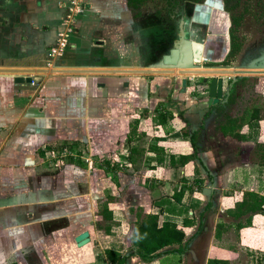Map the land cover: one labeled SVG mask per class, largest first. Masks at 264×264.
Segmentation results:
<instances>
[{
  "label": "crops",
  "instance_id": "obj_1",
  "mask_svg": "<svg viewBox=\"0 0 264 264\" xmlns=\"http://www.w3.org/2000/svg\"><path fill=\"white\" fill-rule=\"evenodd\" d=\"M66 2L0 0L1 67L149 65L142 58L150 51L136 45L137 38L144 39L142 17H131L128 0H89L68 47L48 65ZM8 76L19 75H0V264H164V254L177 250V245L160 250L150 262L132 247L137 215L149 214L158 215L159 225L175 223L185 232L180 264L209 260L236 264L238 251L215 244L229 234L233 222L208 226L205 218L210 223L218 215L223 221L220 214L234 213L248 190L227 193L229 187L234 190L230 177L245 176V167L255 164L248 163L243 153L231 154L223 144L230 138L211 128L222 118L214 106L208 107V88L202 79L188 77L181 93L183 77L168 75L175 84L164 96L165 75H156L152 84L153 75L30 74L26 77L31 83L21 85ZM202 89L203 101L196 94ZM249 127L239 129L240 136L246 135L239 140L242 147L254 140L244 131ZM69 146L85 148L91 160L86 163L81 157L78 163L67 157L69 162L60 165L58 156L50 158ZM183 156L193 158L183 165ZM183 187L177 201L174 195ZM248 192L258 194L254 188ZM104 208L111 221L103 219ZM243 218L237 224L244 225L247 216ZM203 220L205 225L200 226ZM263 221L264 215L255 214L250 225L238 229L236 224L237 246L264 247ZM188 222L191 225L184 226ZM108 226L109 235L104 232ZM209 231L220 232L216 238L221 239L206 243L198 262L201 238ZM83 232L89 241L78 247L75 238ZM106 251L124 257V262H111Z\"/></svg>",
  "mask_w": 264,
  "mask_h": 264
},
{
  "label": "rangeland",
  "instance_id": "obj_2",
  "mask_svg": "<svg viewBox=\"0 0 264 264\" xmlns=\"http://www.w3.org/2000/svg\"><path fill=\"white\" fill-rule=\"evenodd\" d=\"M239 5L237 6V9L232 11L234 16H237L241 13V6H244L245 4L252 6V8L249 9L247 14L242 18L240 22V26L234 31V35L236 37V41L240 44V50L239 52L234 55V57L226 56L227 66H225V69H234L237 68L236 59L239 56V53L244 50L246 46L252 43V41L257 37L260 36L262 31L264 30V24L256 21L255 23L252 22L253 18L256 19L257 15L255 8V2L257 0H247L243 5L240 4L244 2L245 0H239ZM259 2H264V0H259ZM234 3V1H231L229 5ZM222 0H203L202 3L199 4H193L189 3L187 5L183 4L182 9L184 15H186L187 20L189 21L192 19V23L190 21V24L193 28H197L198 34L195 38V41H205L206 44L209 42V47L205 51V56L208 58H213V60H217V62H220L222 58H225L226 53H230V37L225 33L224 37L218 36V37H208L207 39V22L210 16V12L213 11L214 8H217L219 10H222ZM165 0H153V1H144L143 4H141L138 8L131 9V17L132 18H139L142 17L141 22V29L144 35V39L141 40V42L138 41L139 38H135L137 40L136 45L141 47H145L149 52V56L153 55V52L155 50H158L159 48L162 50L164 47V43L162 42V39L164 38L166 41L165 43H168L171 41L172 32L174 29H167L166 32H161V27H167V22L165 23L162 20V15H164L166 11L165 6ZM232 15V13H230ZM160 22V23H159ZM201 22L205 23V26H201ZM203 23V24H204ZM140 24V23H139ZM202 24V25H203ZM227 26H229V23L227 22ZM167 33V35H165ZM218 32H214L216 34ZM141 36V35H140ZM143 40L145 42V45L143 46ZM209 40V41H208ZM198 42V41H197ZM224 46L226 47L224 50ZM142 49V48H141ZM226 51V52H225ZM153 57L142 58V63H147L152 61ZM24 62L25 60H20ZM27 61V60H26ZM201 64V63H200ZM224 67V66H223ZM149 76V75H147ZM156 75H153L152 78V84L154 82ZM170 76L165 75L164 79H167V81L164 83V91H162V94L164 96H169V93L171 92L172 86L175 84L168 79ZM196 77V81L202 79V78H208L211 79L213 77H218L215 75H197V76H191ZM223 79V103H218L214 105L215 110H217V115L221 116L222 120L220 122V119L218 121V127L216 126V123L212 124L211 128L217 132V129L219 128V125L224 123L227 116H232L235 118H240L242 116L246 115V121L248 120L249 114L252 112L254 108H257L259 110V117L261 118L260 121H251L249 128H244V131L248 133V135L253 136L254 140H250L248 142H244L243 147L239 144L241 141L236 140V138L229 139L227 143L224 144V148L228 147L230 148L231 154H240L243 153L245 155V160L249 161L248 163L255 164L253 166L245 167V169L248 170V173H245L247 176H243L242 174H233V176L230 177L229 184H233L234 190H232L231 187L228 188L229 191L227 193H231L234 195L235 189L241 190L243 187L246 190H250L251 188H254L255 190H258L259 193H263L259 195L264 202V75H247V76H222ZM171 80V79H170ZM232 80H235L234 83H232ZM199 82V81H198ZM204 88H208V84H204ZM163 89L162 87H159ZM149 90L152 88L149 86ZM194 94V93H193ZM196 94H198L199 99L202 101L204 100L203 97H206V93L204 89L201 91L197 90ZM213 108V109H214ZM247 112V113H245ZM218 119V118H217ZM216 126V127H215ZM217 128V129H216ZM220 130V129H219ZM218 130L219 135L221 136L220 131ZM246 136V135H245ZM218 139V138H217ZM237 141V142H235ZM218 143V140H217ZM234 147H230V144H235ZM211 149V148H210ZM217 149V144L213 148V150ZM212 151V149H211ZM60 153V152H59ZM72 154H66L69 155L68 157L72 162H81L80 158L83 157L84 160H91V156L88 152L85 153V148L80 149L76 146L71 148ZM55 158V157H54ZM66 157L58 158L56 160V163L66 164V162H69ZM83 160V159H82ZM82 164V163H81ZM259 164V165H258ZM263 166V167H261ZM240 172L239 170H235L234 173ZM254 181V182H253ZM254 183V184H253ZM258 187V188H257ZM226 190V189H225ZM247 191V192H248ZM222 195V194H221ZM230 199V198H228ZM232 200V199H231ZM264 206V204H263ZM235 210V207L234 209ZM194 214L196 217L198 216V210L194 211ZM233 213L228 214H220L224 217L225 220L222 221L220 216L216 215L213 216L210 219V223L207 218L206 224L209 226H217V222H223L225 224H229L230 221L233 222V228H231L229 234H225L223 237V241L221 243L215 242L216 235H220V232H215L210 235L207 233V235L204 238H201V243L199 244L198 251L196 253V256L198 258V262L203 259L202 250L204 249V245L208 242H215V244L218 245V247H224L228 249H234L238 251L240 255H238V258L233 261V263L236 264H264V247L258 245V246H248V245H238L235 243L237 242L236 239V231L234 226L237 224V220H235L232 217ZM194 215V216H195ZM244 218L240 219V221H243ZM205 220L201 223L200 226L205 225ZM264 222V221H263ZM221 239V238H220ZM223 244V245H222ZM233 250V251H234ZM241 250V251H240ZM200 252V253H199ZM174 259V256H171L168 259L167 264H172Z\"/></svg>",
  "mask_w": 264,
  "mask_h": 264
},
{
  "label": "trees",
  "instance_id": "obj_3",
  "mask_svg": "<svg viewBox=\"0 0 264 264\" xmlns=\"http://www.w3.org/2000/svg\"><path fill=\"white\" fill-rule=\"evenodd\" d=\"M145 0H128L129 6L134 8L137 7L138 4L143 2ZM231 1H234L231 5L229 3ZM203 0H165V6H166V13H168L169 16L175 15L176 9L181 10L183 4L185 3H193V4H199L202 3ZM225 4L227 5V11L232 12L237 8L239 5L238 0H224ZM246 13V10L242 13L238 14L237 16H234L232 12V28L230 30V53L229 57H234L239 50H240V44L236 41V37L234 35V31L240 26V22L243 18V15ZM223 64H228L227 62ZM212 108V107H211ZM247 113V112H245ZM261 118L259 117V110L257 108H254L252 112L249 114L248 120L246 121V115L242 116L240 118H235L232 116H227L225 122L219 127L221 137H229L231 139L236 138V140L240 139H246L245 136L239 135V129L243 125H248L251 123V121H260ZM137 121L133 122L131 126V132L134 133L136 131ZM192 139V138H191ZM193 156H183L181 157V160H183V165H185L189 160H191ZM172 158H171V164H172ZM185 187H183L178 194L174 195L175 199L177 201H180L183 193H184ZM263 199L253 192H247L243 195L242 201L237 203L235 205L234 213L232 214V217L235 220L241 219L245 216L247 218L245 219V226L250 225L251 216L255 214H261L264 215V208H263ZM103 219L106 221H111V213L106 212V208L103 209ZM159 217L156 214H149L143 217H140L137 215V223L134 225V229L131 234V243L132 247L136 249V254L145 262H150L152 259L158 257L159 251L167 248L177 245L179 248L177 250H172L171 252H166L165 259L162 263L167 264L168 259L171 256H174L172 264H180V254L182 253V247L183 240L185 238V232L177 227L175 223L171 222H163L161 225L158 224ZM191 225V222H188ZM244 225L237 224V228L240 229L242 227H245ZM104 232L109 235L110 234V227H106L104 229ZM108 257L110 258L111 262L119 261L121 263L124 262L125 258L121 257L119 254H116L111 251H106ZM207 264H228L225 261L220 260H209Z\"/></svg>",
  "mask_w": 264,
  "mask_h": 264
},
{
  "label": "water",
  "instance_id": "obj_4",
  "mask_svg": "<svg viewBox=\"0 0 264 264\" xmlns=\"http://www.w3.org/2000/svg\"><path fill=\"white\" fill-rule=\"evenodd\" d=\"M175 47L167 54H163L159 60L149 64L147 67L139 69H63L59 66L52 70L45 68H4L0 64V75H19L7 77L12 80L13 84L21 85L31 83V78L26 77L30 74H137V75H172L175 73L183 77L180 82L181 93L185 92L187 78L197 75H215L218 77L211 78L208 82L204 79V84H208V107L218 104L223 98V79L222 76H247V75H264V66H248L242 68L225 69H199L198 65L202 62L205 55V45L194 40H187L182 35ZM235 80H232L234 83ZM89 241L88 233L83 232L75 238L78 247L87 244Z\"/></svg>",
  "mask_w": 264,
  "mask_h": 264
},
{
  "label": "flooded vegetation",
  "instance_id": "obj_5",
  "mask_svg": "<svg viewBox=\"0 0 264 264\" xmlns=\"http://www.w3.org/2000/svg\"><path fill=\"white\" fill-rule=\"evenodd\" d=\"M239 1V0H238ZM247 0H245L244 2L240 3V4H244ZM240 2V1H239ZM222 10H219L217 8H214L213 11L210 12V16L208 21L206 20L207 27L205 28L207 33V39L208 37H218L219 35L224 37V34L226 33L228 35V37H230V30L232 28V15L227 11V5L225 4L224 0H222ZM189 3H185V5H187ZM252 8V6H249L247 4H245L244 6H241V13L243 11L246 10V13L243 15V17L247 14V12L249 11V9ZM237 8H235L236 10ZM256 9V13L255 15H257L256 19L253 18L252 22L255 23L256 21L263 23L264 24V2H259V0H257L255 2V8ZM177 11L175 12L174 17L173 16H169L168 13H164V15H162V20L165 23L167 22V27H161V32H166L165 30L169 29H173L172 32V36H171V41H169L168 43H165V39H162V42L164 43V47L162 48V50L159 48L158 50H155L153 52L152 56H149L147 54L146 58L148 59V57H153L152 61L147 62L149 64L154 63L155 61L159 60L161 58V56L163 54H167L171 49H173L175 47V45H177L176 43H178V40L180 39V37L183 35L185 39L187 40H194L197 37L196 35L198 34L197 28H193L191 25L192 23V19H190L189 21L187 20L186 15H184L183 13V9L179 10L176 9ZM190 21L192 24H190ZM227 22L229 23V26H227ZM160 23V22H159ZM201 22V26H205V23ZM203 24V25H202ZM214 32H218L216 34H214ZM167 35V33L165 34ZM168 38V35H167ZM198 42H201L199 40H197ZM209 41V40H208ZM201 43H203L205 45V51L206 49H208L209 47V42L208 44H206V42L202 41ZM225 46H224V50H225ZM226 52V51H225ZM229 54L226 53L225 58H222V60L220 62H217V60H213V58H208L207 56L204 55V59L206 61H204L203 63H201L200 65H198L199 69H212V68H225V66H227L226 64H223L225 62H227L226 56H228ZM237 63V68H244V67H248V66H259L262 65L264 66V30L262 31L260 36H257L251 44H249L248 46H246L244 48V50H242L241 53H239V56L237 57V59L235 60ZM224 66V67H223ZM260 76V75H257ZM204 79H207L208 82L211 81V79L208 78H202V83L204 84Z\"/></svg>",
  "mask_w": 264,
  "mask_h": 264
},
{
  "label": "built area",
  "instance_id": "obj_6",
  "mask_svg": "<svg viewBox=\"0 0 264 264\" xmlns=\"http://www.w3.org/2000/svg\"><path fill=\"white\" fill-rule=\"evenodd\" d=\"M89 0H67L65 4V15L62 20L61 28L57 34V41L56 45L50 49L48 54V65H50L54 60L60 57L63 51L68 47L69 38L75 32L77 19L81 14L86 10V6ZM206 61L205 59L202 60L201 63ZM71 146L67 148H63L60 150L59 154L55 156L51 153L50 158L58 156V158L68 157L71 153ZM84 160V158H82ZM86 163L90 160H84Z\"/></svg>",
  "mask_w": 264,
  "mask_h": 264
}]
</instances>
